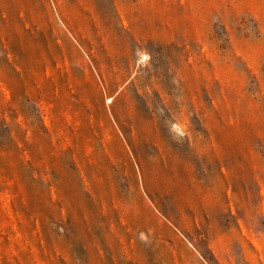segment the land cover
I'll return each mask as SVG.
<instances>
[{"label":"rangeland","instance_id":"obj_1","mask_svg":"<svg viewBox=\"0 0 264 264\" xmlns=\"http://www.w3.org/2000/svg\"><path fill=\"white\" fill-rule=\"evenodd\" d=\"M0 264H264V0H0Z\"/></svg>","mask_w":264,"mask_h":264}]
</instances>
